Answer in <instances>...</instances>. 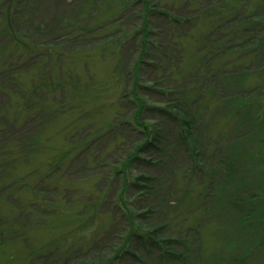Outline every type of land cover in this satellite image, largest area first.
<instances>
[{"label": "trees", "instance_id": "16d2710c", "mask_svg": "<svg viewBox=\"0 0 264 264\" xmlns=\"http://www.w3.org/2000/svg\"><path fill=\"white\" fill-rule=\"evenodd\" d=\"M8 1L12 4L3 12L6 17L10 18L13 10H17L19 7V11L24 9L21 7L20 0ZM78 1H81L80 6H78L81 9L78 19L75 20L71 16L65 22V28L57 27L55 31L60 32L56 33V38L51 42V46H54L53 49L43 50V53L51 51L60 57L62 56V50L59 47L61 43L77 42L82 43L83 49L89 52L97 49L96 52L101 55H104L108 50L105 46L112 44L117 55L121 56L126 52L128 45L137 44V39L139 51L134 69L129 72L130 77H132L133 88L130 93L124 94L122 99V102L128 104L132 109V115L126 120L117 121L118 123L113 124L111 129L112 132L116 133L124 125H131L129 126L131 132H129L128 141L123 139L121 145L116 146L115 154L111 155L114 161L110 160L109 166L111 164L113 169L109 174L95 173L93 169L90 172L88 168L87 173L95 174L100 180V186L103 182L105 185L99 187L97 183V189H92L94 192L85 190L89 200L83 204L84 209L80 213L84 216V220L75 230L64 235L68 239L73 237L80 242L73 244L67 252L60 253L59 258L56 256L54 262H60L59 264L61 261L62 264H181V262L195 264V261L192 262L194 259H188L189 253L195 257L190 252L193 248L188 244V238L196 231L194 226H190L192 224H187L189 223V217L186 214L188 209H180L179 199L174 200L172 197H170L171 200L167 198L165 201L164 199L168 196L167 188H171L167 186L170 181L165 178L167 174H171L164 172L165 163L169 162V159L171 160L173 154L170 152L173 149L179 148L190 157L192 163L189 168L190 173L184 174L183 182L179 179V190L177 189V191L180 195L185 194L186 197H191L188 200L189 208L193 210L195 208L194 212L198 214L197 211L202 207L201 204H211L218 194L222 195L221 192L228 190L227 187L229 186L225 185H220L217 191L212 190L215 189V184L229 183L233 180L234 183L244 182V174L249 172L247 163L263 161L264 154L261 150L264 148V135L261 134L260 128L264 129L262 127L264 123V98L257 97L251 101L249 99L243 100V97L249 92L248 89H244L245 91L242 92L238 91L239 94L235 93L237 99L232 96L229 97L226 90L222 89L224 81L221 75L224 77L233 75V72H236V69L234 71L232 67L233 64L245 62L247 65L250 62L262 60L257 74L259 78L262 77L263 81L259 82L258 87L254 89L255 93L252 94L258 96L257 94L263 91L264 0H184L182 7L186 9V12H180L178 9L177 13H174L171 8L163 7L165 3L158 0H74L72 4L78 5ZM182 7L180 8L182 9ZM201 19H205L214 25L213 28H210L212 34L209 35L210 32H208L202 36H206V38L204 37V42L198 49L199 55L204 54V57L200 59L201 62H205L206 66L210 65L209 67H213V69L203 70L204 64L200 68H196L194 73L188 76V79H185L186 85H182L184 82L180 83L178 80L175 82L177 85L172 86L168 80L174 82L173 70L175 68L180 70L181 68L179 64L178 66L175 65L174 68L171 64L172 60L168 61L165 58L166 50L163 46L164 44L171 45V47L178 45L179 40H181L180 37L183 35L181 33L189 37L194 26L192 23L195 24L197 20ZM215 33L218 34L215 35ZM62 38L64 42L61 40ZM161 38L167 39L163 41ZM149 48L151 49L149 50ZM36 49L39 50L40 48ZM33 51L31 48L28 50L29 53ZM42 52L38 51L36 55ZM151 53L152 58L153 54L158 53V58L154 56L153 59H148ZM230 57L233 60L227 62ZM216 58L219 59L220 63L215 60ZM162 63L163 66L166 63L170 66L168 65L163 70L160 67ZM149 69L154 70L155 75L160 77L154 79L151 85L146 80ZM247 69L245 72L253 71L252 67ZM161 70L163 74L160 72ZM177 73L183 75L181 70ZM217 91L221 93L220 100L222 99V102L217 101L218 107L222 104L224 106L229 104L230 111H233L232 116L237 118L243 111L242 118L246 120L242 121L240 128L246 127L249 119H251V127L254 126L256 129L251 136L252 140L248 133L242 135V138H246L244 140L255 145V149L249 150L247 154L240 151L239 154L235 155L228 149L227 151L220 150L216 157L212 152L203 151L204 142L200 141L199 135H197L196 123L198 118H204L200 112L204 111L205 107L209 110L208 103L203 100L204 97L211 95L213 99V95ZM153 94H162L159 95L160 101L153 100V96L151 98ZM233 99L239 102L238 106ZM152 101L161 104H155ZM233 105H235V109H232ZM3 128L4 125L2 127L0 125V132L5 133L6 139L19 137L17 135L19 133H14L13 136L11 131L3 130ZM175 129L176 138L172 139L170 146L167 147L163 142L164 135L169 134L172 137ZM207 130L208 136L213 138L224 135H221L224 133L223 128L215 134L209 127ZM90 135L87 136L86 141L89 140ZM225 140L226 138L223 136L221 141L225 142ZM11 142L14 141L10 140L7 143ZM237 142L242 144L243 140H237ZM3 145L4 143L0 142V195L5 196L6 201L8 199L10 207L7 211L0 209L1 246L5 235L13 228L14 220L31 212L28 205L29 200H26V196L22 193L23 188L31 190L28 193L31 204L39 202L40 209L46 211L45 213H51V210L60 208L59 203L64 198H68L70 204L71 199L69 198L74 196L78 188L77 183L83 178L76 181V179L71 180L66 177L68 176L67 170H65L66 166L80 162L77 157H74L71 162L67 161L66 154L57 155L49 160L47 170H43L41 164L40 166L37 165L35 169L33 168L34 172L21 176L13 169L15 167H12V163L14 164L17 159L21 162L19 158L28 159L27 156L25 157L26 152H23L25 149L17 148L16 151H13L16 152L14 154L8 150L6 144ZM68 163L70 164L68 165ZM134 164H138L140 167L131 168V165L134 166ZM243 166L245 169L242 173L239 170ZM195 168L201 169V171L194 174ZM195 178L201 180L200 183L204 184L201 188L206 192L199 194L195 192V187L191 184ZM120 179L122 183L119 184ZM236 189L240 192L236 198L230 200L229 205H232L235 211L245 213L246 218H239V223L256 226L249 230L252 235L257 232L258 228L262 229V233L259 236L256 235L255 244L249 248L250 251L246 254L252 256L254 252L256 254L261 252V260L258 264H264V249L262 248L264 212L259 211V208L256 209L257 211L254 210L256 208L254 207L255 203L260 204V210H264V191L261 192L258 184H252L251 187L248 181L246 186ZM53 190L55 194L50 199V192L53 193ZM137 190L141 198L140 194H144L143 198L149 197V195H152V198L155 197L156 205L150 201H142L141 203L139 198L132 197V192H137ZM70 194L71 196H69ZM194 195L197 196L196 200H193ZM111 196L113 198H110ZM101 201H109L111 207H115L116 215L123 220L119 222H124L125 225L123 224L122 228L118 229L119 232L114 231V235L118 234L116 241L107 242L108 240H105V243H108V251L95 254L91 252L92 248H95L100 242L97 241L96 233L93 234L92 226L100 212L98 205ZM197 201L199 205H196ZM158 205H163V207L159 208ZM155 213H159L158 221L153 217ZM109 232L112 230L108 229L106 235L109 236ZM83 237H85V241ZM49 247L42 245L30 249L26 252L28 261H31L32 258L39 261L46 256L48 257ZM198 247L197 243L195 252H197ZM246 254H234L235 256H231L228 260L236 264H245ZM228 260L221 264H227Z\"/></svg>", "mask_w": 264, "mask_h": 264}, {"label": "rangeland", "instance_id": "374dc122", "mask_svg": "<svg viewBox=\"0 0 264 264\" xmlns=\"http://www.w3.org/2000/svg\"><path fill=\"white\" fill-rule=\"evenodd\" d=\"M20 1L22 9H24L19 11V7L17 10H13L9 18L3 12L12 3H8V0H0V10L2 9L0 11V125L1 127L4 125L3 130L8 129L13 136L14 133H19L17 134L19 137L6 139L5 133L1 131L0 142L4 143V145L6 144L8 150L12 152L16 151L17 148L25 149L23 152H26L25 157L27 156L28 159L19 158L21 162L17 159L14 164L12 163L13 166L11 165L15 167L13 169L21 176L34 172L37 165L40 166L41 164L42 169L47 170L49 160L57 155L66 154L69 162L74 157L80 159L79 163L66 166L65 170H67L68 175L66 177L71 180L76 179V181L83 178L77 183L78 188L75 194L72 192L74 196L69 198L71 199L70 204L68 198H64L59 203L60 208L51 210V213H45L46 211L40 209L39 202L31 204L28 194L31 190L28 188L22 189L23 195L26 196L25 199L29 200L28 205L31 208V212L16 218L13 228L7 232L10 235H5L2 246L0 244V264H59L60 262H54L56 256L58 257L60 253L67 252L73 244L80 242L76 238L71 237L72 239H68L64 235L75 230L80 222L84 220V216L80 213L84 209L83 204L89 200L85 190L89 192L92 189H97V183L99 187L105 185L103 182L100 186L98 177L93 173H87L88 168L90 172L93 169L95 173L109 174L113 169L111 164L109 166V163L110 160L114 161L111 155L115 154L116 146L121 145L123 139L128 141L129 132H131L129 126L131 125H124L116 133L112 132L111 129L117 121L126 120L132 115V109L128 104L122 102V99L124 94L130 93L133 88V81L129 72L133 71L138 59L139 41L138 39L136 40L138 45H128L126 52L121 56L117 55L112 44L105 46L108 50L104 55H101L96 52L97 49L89 52L83 49L82 43L77 42H72L71 44L61 43L59 47H61L62 56L60 57L51 53V51L43 53V50L49 51L53 49L54 46H51V42L56 38V33L60 32L55 31L57 27L65 28V22L71 16L75 20L78 19V15L81 12L78 6H80L81 1L77 2L78 5L72 4L74 0ZM158 1L165 3L163 7L171 8L174 13H177L178 9L180 12H186V9L182 7L184 6V0ZM192 25L194 26L189 37L181 33L184 38L180 37L181 40H179L178 45L171 47V45L164 44L163 46L164 50H166L164 53L165 58L168 61L172 60L171 64H173L174 68L175 65L178 66L179 64L180 70L183 72V75H181L177 73L180 70L176 68L173 70L174 82L168 80L172 86H176L177 83L175 84V82H178V80L180 83L184 82L182 85H186L185 79H188V76L192 75L196 68H200V66L205 64V62L200 60L204 57V54L199 55L198 49L203 44L204 37L206 38V36H202L210 32V28H213L214 25L205 19L197 20ZM166 39L161 38L163 41H166ZM61 40L64 42L63 38ZM35 47L40 49L38 50ZM30 48L34 50L32 53L28 52ZM38 51L42 53L36 55ZM154 56L158 58L159 54H153V58ZM153 58L151 53L148 59ZM217 58L215 60L220 63ZM232 60L233 58L230 57L227 62ZM262 62L260 60L258 62H250L247 65L245 62H243L244 64H233L234 71L236 69L233 75H226L225 77L221 75L224 81L222 89H225L229 97L232 96L234 99H237L235 93L245 91L244 89H248L249 92L243 97V100L249 99L251 101L257 97L264 98V89L257 94L258 96L252 94L255 93L254 89L258 87L257 85L262 80V77L259 78L257 74ZM168 65L166 63L163 66L162 63L160 67L164 70ZM209 66L205 64L203 70L207 68L213 69V67ZM251 67L253 71L245 72L247 68ZM160 72L163 74L162 70ZM148 73L146 80H148L147 83L150 85L153 84L152 81L154 79L160 78L155 75L152 69H149ZM60 81L61 83L59 84ZM220 94L219 91L215 92L213 99L211 95L204 97L203 100L208 103L209 110L205 107L204 111L200 112V115L204 118L197 119V135H199L200 141L204 142V145H202L203 151L206 153L212 152L216 157L220 150L227 151L228 149L235 155L239 154L238 152L240 151L247 154L249 150L255 149V145L244 140L246 138H242V135L248 133L252 140L251 136H253L256 129L254 126L251 127V119H249L246 127L240 128L242 121L246 120L242 118L243 111L237 118L232 116L233 111H230L231 107L229 104L227 106L222 104L218 107L217 103L222 102ZM159 95L162 94H153L151 98L153 96V100L160 101ZM234 99L233 101H236V106H238L239 102ZM152 103L161 104L153 101ZM234 107L235 105H233L232 109H235ZM208 127L214 134L223 128L224 133L221 135L224 134L225 142L221 141L223 136L215 138L208 136ZM262 127H264V123ZM260 129L262 130L261 134L263 133L264 135V129ZM175 131L176 129L172 137L169 134L164 135L165 140L163 138V142L167 147L170 146L172 139L176 138ZM89 135L90 138L86 141ZM10 140L14 142L7 143ZM237 140H243V143L238 144ZM260 146L263 147V145ZM261 152L264 154V148ZM13 153L16 154V152ZM170 153L173 155L171 160L169 159V162L165 163L164 172L171 173L165 176L170 181L167 186L171 188H167L168 196L164 197V199L165 201L167 198L171 200L170 197L174 200L179 199L180 209H188L186 210V214L189 217V223L187 224H192L190 226H194L196 230L195 232L192 231L194 234L188 238V244L193 248L190 252L195 257L189 253L188 259H194L192 262L195 261V264L197 262L198 264H221L231 256H235L234 254L243 255L249 253V248L255 244L256 235L258 234L259 236L262 233V229L258 228L257 232L252 235L249 230L256 226H248L246 223L240 224L239 218H246L245 213L235 211L232 205H229V202L231 203L232 199L239 194L240 191H237L236 188H243V186H246L247 181L251 187L252 184H258L260 189L264 186V159L263 161L247 163L249 172L244 174V182L246 184L243 181L234 183L235 181L233 180L229 182L227 179L229 183L221 182L217 185L215 184V189L212 190L217 191L220 185L229 187H227V191L221 190L223 191L221 192L222 195L218 194L211 204H201L202 207L198 209L197 214L194 212L195 208L194 210L189 208L188 200L191 197H186L185 194L180 195L177 191L179 182H183L185 179L184 174L189 172L191 167L190 157L184 151L179 150V148L173 149ZM163 157L165 158L164 154ZM137 166L140 167V165L134 164V166L131 165V168ZM195 169L194 174L201 171V169ZM244 169L243 166L239 171L243 173ZM120 181L121 179L119 184L122 183ZM200 181V179L195 178L191 183L195 187L197 194L206 192L202 190L201 187L204 184L200 183ZM94 190L92 191L94 192ZM263 191L264 187L261 189V192ZM50 194L51 197L49 198L52 199L55 194L54 190ZM131 195L137 199L139 198L141 203L142 201H150L156 205L155 197L152 198V195L143 198L144 194H140L141 198L138 190L137 192L133 191ZM195 195L193 200L197 197ZM4 197L0 195V209L7 211L10 206L8 205V199L6 201ZM110 198L113 197L111 196ZM91 201L94 202L93 200ZM196 205H199L198 201ZM259 206L260 204L255 203L254 207L256 208L254 210L259 208V211L264 212V210H260ZM98 207L100 212L92 226L94 229L93 234L96 233V238L98 239L96 240L100 242L95 248H92L91 252L95 254L108 251L107 242L116 241L118 234L114 235V231L120 230L124 224V222H119L121 219L116 215L115 207H111L109 201H101ZM157 207L162 208L163 205H158ZM164 209L166 210L165 205ZM153 217L157 219L159 213L153 214ZM108 229L112 230V232H109V236L106 235ZM188 234L190 235L191 233ZM106 236L108 237L105 238ZM7 237L8 240L6 241ZM85 237H83L84 241ZM105 240L108 241L105 243ZM197 243L199 247L197 252H195ZM42 245L50 246L47 252L50 251L52 254L49 253L48 257L46 256L39 261H36L35 258L28 261L26 252ZM262 245L264 249V242ZM57 248L59 250H56ZM130 259L133 260L131 257ZM259 260H261V252L259 254L254 252L252 256L247 255L245 264H258ZM229 261L227 264H236ZM181 264L189 263L181 262Z\"/></svg>", "mask_w": 264, "mask_h": 264}]
</instances>
